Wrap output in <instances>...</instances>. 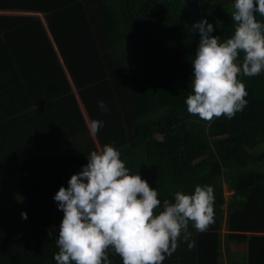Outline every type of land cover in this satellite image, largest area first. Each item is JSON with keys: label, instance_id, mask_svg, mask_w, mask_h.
<instances>
[{"label": "trees", "instance_id": "trees-1", "mask_svg": "<svg viewBox=\"0 0 264 264\" xmlns=\"http://www.w3.org/2000/svg\"><path fill=\"white\" fill-rule=\"evenodd\" d=\"M233 4L0 0V264H56L63 212L53 197L105 144L161 203L214 188V223L204 232L190 223L195 248L181 240L163 264H264V72L241 75L247 104L231 119L206 122L185 104L193 25L206 19L223 42ZM92 120L104 122L96 133Z\"/></svg>", "mask_w": 264, "mask_h": 264}, {"label": "clouds", "instance_id": "clouds-1", "mask_svg": "<svg viewBox=\"0 0 264 264\" xmlns=\"http://www.w3.org/2000/svg\"><path fill=\"white\" fill-rule=\"evenodd\" d=\"M257 14L264 17V0H234V31L223 42L211 35L214 28L206 19L193 25L200 40L191 63V93L185 100L189 114L211 122L221 116L231 119L246 106L241 75L264 72V21ZM98 107L108 111L103 101ZM103 126L102 120L90 122L92 133ZM87 160L53 197L63 212L56 264H112L110 251L122 264H163L181 240L195 248L190 223L196 232L214 223L212 186L197 185L190 194L176 191L173 200L161 203L158 191L138 173L130 174L112 145L91 151ZM21 217L27 219V214Z\"/></svg>", "mask_w": 264, "mask_h": 264}, {"label": "rangeland", "instance_id": "rangeland-1", "mask_svg": "<svg viewBox=\"0 0 264 264\" xmlns=\"http://www.w3.org/2000/svg\"><path fill=\"white\" fill-rule=\"evenodd\" d=\"M233 193L232 188L230 186L224 185V196L225 199L227 200L228 197ZM232 251L234 252H245L246 251V245H233L230 247Z\"/></svg>", "mask_w": 264, "mask_h": 264}]
</instances>
